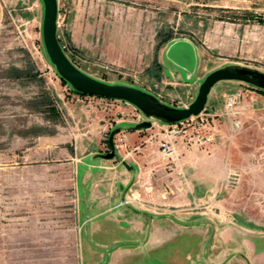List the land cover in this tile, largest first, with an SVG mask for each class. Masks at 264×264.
Listing matches in <instances>:
<instances>
[{
    "label": "rangeland",
    "instance_id": "rangeland-1",
    "mask_svg": "<svg viewBox=\"0 0 264 264\" xmlns=\"http://www.w3.org/2000/svg\"><path fill=\"white\" fill-rule=\"evenodd\" d=\"M40 1L0 0V264H264V94L237 81L210 89L202 117L208 141L198 148L222 153L228 169L218 191L198 193L191 202L188 192H164L161 180L160 204L127 191L117 199L149 205L127 204L154 215L176 209L191 224L161 222L176 237L149 254L121 251L138 247L118 229L126 228L123 222L100 219L102 233L81 227L98 208L74 189L80 133L98 113L107 127L101 135L106 153L114 124L134 123L142 114L123 102L76 95L61 83L41 44ZM56 3L57 41L79 71L146 90L166 105L186 107L203 77L222 65L264 73V0ZM180 39L194 47L191 73L165 57ZM236 90L241 97L225 109L224 99ZM145 129L147 137L157 131ZM173 199L179 206L164 205ZM174 247L187 256L171 254Z\"/></svg>",
    "mask_w": 264,
    "mask_h": 264
},
{
    "label": "crops",
    "instance_id": "crops-1",
    "mask_svg": "<svg viewBox=\"0 0 264 264\" xmlns=\"http://www.w3.org/2000/svg\"><path fill=\"white\" fill-rule=\"evenodd\" d=\"M94 116L95 121L92 119L88 122L87 129L80 133L78 156L73 153V157L80 162L79 171L74 177V189L78 195L88 199L89 208H98L94 213L83 217L81 227L84 226L87 229L86 225L90 224L91 232L101 231L102 233L106 231L101 229L100 219L114 223L120 221L126 228L119 227L118 229L123 230L126 237H129L126 239H137V245L140 246L135 251L128 247L121 251L127 254L136 252L141 254V251L146 250L149 254L150 251L163 249V242L176 237V229L168 225L175 232L168 233V230L165 231L159 226L161 222L167 224L179 220L191 224V218L177 214L176 209L168 211L173 213L172 215L166 213L161 216L154 215V212L151 213L147 209L143 212L134 210L127 205L123 206L117 199L121 197L122 192L127 191V195L136 194L144 201L160 204L158 203L161 195L159 186L160 181L164 180L167 184L163 188L164 192H188L189 199L193 202V199L199 198L198 193H201L200 196H206L208 192L218 191L221 181L228 173L224 155L214 151L208 153L198 148L200 144L189 146L185 140L180 139L175 143L176 157L169 162L158 150L155 141L148 140L150 135L147 137L142 130L135 131L128 128L133 123L119 119L114 127L122 128L117 135V137H122V141L115 148L116 156L110 160L96 158L93 157L94 154L105 153L101 135L107 127L101 125L98 113ZM122 125L127 127H122ZM123 163L128 167L127 169L122 165ZM174 200H168L164 205L172 208L179 206ZM181 204H186V202ZM176 251L187 256L186 250H178L175 247L171 254ZM114 253L113 251L112 254ZM223 255L226 254L223 253ZM231 261L232 259H229L225 264ZM248 261L251 262L249 259Z\"/></svg>",
    "mask_w": 264,
    "mask_h": 264
},
{
    "label": "water",
    "instance_id": "water-1",
    "mask_svg": "<svg viewBox=\"0 0 264 264\" xmlns=\"http://www.w3.org/2000/svg\"><path fill=\"white\" fill-rule=\"evenodd\" d=\"M42 17L40 25L41 44L45 56L53 66L55 74L66 83L74 94L87 97L106 98L108 100H119L142 114L143 120L132 124L130 129L135 131L151 128V122H159L162 125H171L184 119L197 116L204 111L207 96L215 84L224 82H235L250 85L257 91L264 92V73L260 70L249 68V66L225 65L209 71L196 89L194 100L186 107L176 108L172 105L162 103L157 96L132 86L108 84L89 77L79 71L66 57L56 36L57 3L56 0H41ZM165 52L166 59L171 61L176 68L191 73L195 66L194 47L183 39L172 42ZM122 129L120 126L113 127L107 134L106 144L108 150L104 154H94L93 157L103 160L112 159L115 155L113 137ZM128 168L124 163L122 164Z\"/></svg>",
    "mask_w": 264,
    "mask_h": 264
},
{
    "label": "built area",
    "instance_id": "built-area-1",
    "mask_svg": "<svg viewBox=\"0 0 264 264\" xmlns=\"http://www.w3.org/2000/svg\"><path fill=\"white\" fill-rule=\"evenodd\" d=\"M70 91V90H69ZM84 97V96H83ZM87 97V96H85ZM93 97V96H91ZM90 97V98H91ZM241 97V91L240 90H236L235 93L229 95L226 97V99H224V106L225 109H230L235 105V101L237 99H239ZM97 100H101L104 103H106L107 105L110 103H117L120 102L119 100H108L106 98H96L93 97ZM124 103V102H123ZM204 111H206L204 109ZM202 112L200 114H197V116L195 117H191L188 119H184V121H180L178 123H171V125H162L159 124V122H151V128H157V131L154 132L153 134H151L148 137V140H154L157 148H159L160 152L162 153L163 157L171 162L173 159H175L176 157V153L175 152V143L177 140H185V142L187 143V145H202L204 143H206L208 141V138H206L205 136L202 135V131L205 129L204 125V119L202 117L205 116L204 113L206 112ZM142 119H137L136 122H134L133 124L139 123L140 121H142ZM150 129V128H149ZM120 132H118L115 136V138L113 139L114 142V146L116 148V146L119 144V142L122 141V137L119 136L117 137V135ZM135 200L133 199H129V200H125L122 201L121 204L123 205H127V204H132L134 203ZM136 202V201H135ZM138 205H141L143 207H149V205H145V204H140L138 202H136ZM153 209V208H152Z\"/></svg>",
    "mask_w": 264,
    "mask_h": 264
},
{
    "label": "trees",
    "instance_id": "trees-1",
    "mask_svg": "<svg viewBox=\"0 0 264 264\" xmlns=\"http://www.w3.org/2000/svg\"><path fill=\"white\" fill-rule=\"evenodd\" d=\"M167 39H168V38H167ZM59 80H60V79H59ZM60 81H61V83H62V84H64V83H65V82H63L62 80H60ZM65 84H66V83H65ZM66 86H67V85H66ZM258 92H259V93H261V92H262V93L264 94V92H263V91H258Z\"/></svg>",
    "mask_w": 264,
    "mask_h": 264
}]
</instances>
